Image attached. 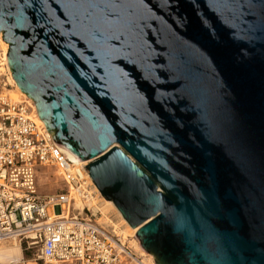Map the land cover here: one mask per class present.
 I'll return each mask as SVG.
<instances>
[{"label":"water","instance_id":"95a60500","mask_svg":"<svg viewBox=\"0 0 264 264\" xmlns=\"http://www.w3.org/2000/svg\"><path fill=\"white\" fill-rule=\"evenodd\" d=\"M0 33L153 264H264V0H0Z\"/></svg>","mask_w":264,"mask_h":264},{"label":"built area","instance_id":"2783aa9c","mask_svg":"<svg viewBox=\"0 0 264 264\" xmlns=\"http://www.w3.org/2000/svg\"><path fill=\"white\" fill-rule=\"evenodd\" d=\"M9 79L0 57V250L18 245L21 252L0 264H143L107 222L87 163L53 143ZM49 167L63 188L39 194V170Z\"/></svg>","mask_w":264,"mask_h":264},{"label":"bare ground","instance_id":"6f19581e","mask_svg":"<svg viewBox=\"0 0 264 264\" xmlns=\"http://www.w3.org/2000/svg\"><path fill=\"white\" fill-rule=\"evenodd\" d=\"M0 47H1V49H2V56H3V59H2V57H1V62H3V63H7V50H8V44H7V42H5L3 39H2V34L0 33ZM7 66H8V63H7ZM8 68H9V66H8ZM10 81H11V83L13 82L14 83V85H15V91H17L21 96H23L26 100H27V102H28V104L30 105V107H31V110H32V117L39 123V124H43V122H42V120L38 117V114H37V112H36V108H35V105H34V103H33V101L30 99V98H28L27 96H26V94L24 93V92H21V90L18 88V86H17V84H16V82L13 80V79H9ZM14 90L11 92L12 94H14V96H16L15 95V92H14ZM17 97V96H16ZM31 102V103H30ZM64 151L68 154V156L70 157V158H74V159H76V157H74L69 151H67V150H65L64 149ZM88 162V160H83V163L85 164V163H87ZM90 203H92V200L90 201ZM102 204L104 205V208L106 209V210H113L115 213H116V215L119 217V219H120V221H121V223H122V226H124L126 229V231L128 232V233H126V231H117L116 230V226H114V227H116L115 228V233L117 234H121L122 235V239H125L126 238V234H128V235H130L131 233H135V231H136V228L137 227H130L126 222H125V220L121 217V215H120V213L118 212V210L115 208V205H114V203L111 201V200H107V199H105L104 197H103V200H102ZM117 234V235H118ZM119 236V235H118ZM120 239V238H119ZM121 240V239H120ZM134 244H135V242H134ZM136 246V245H135ZM20 256H21V252H20V249H19V247H18V245H10V246H6V247H4V248H2L1 250H0V260H2V261H8V260H17V259H19L20 258ZM142 256V255H141ZM146 256H148L149 257V259H150V261H151V263L149 262V260L147 259V258H144V259H141V261L143 262V264H152V256L150 255V254H146Z\"/></svg>","mask_w":264,"mask_h":264},{"label":"rangeland","instance_id":"374dc122","mask_svg":"<svg viewBox=\"0 0 264 264\" xmlns=\"http://www.w3.org/2000/svg\"><path fill=\"white\" fill-rule=\"evenodd\" d=\"M0 56L3 59L2 56V49L0 47ZM15 95L17 98L25 99L23 96H21L17 91H15ZM15 96V97H16ZM31 103V102H30ZM37 183H38V193L44 194V193H50L59 191L61 188H63V183L59 179V176L57 175V172L53 167H49L46 169L40 168L39 175L37 176ZM107 219V222H109V225H112L116 230L119 231H126L125 227L122 226V223L119 219V217L116 215V213L113 210H109V216ZM126 233H128L126 231ZM118 234V233H117ZM121 241H124L127 246L131 249V251L135 254V256L139 257L140 259L147 258L149 262L151 263L148 256H146L147 253H145L138 245V242L134 236V233H131L130 235L126 234V238L122 239V235L118 234ZM135 242V244H134ZM136 245V246H135ZM142 255V256H141Z\"/></svg>","mask_w":264,"mask_h":264}]
</instances>
